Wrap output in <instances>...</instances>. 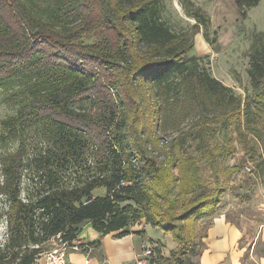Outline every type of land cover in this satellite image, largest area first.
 Instances as JSON below:
<instances>
[{
  "label": "trees",
  "instance_id": "trees-1",
  "mask_svg": "<svg viewBox=\"0 0 264 264\" xmlns=\"http://www.w3.org/2000/svg\"><path fill=\"white\" fill-rule=\"evenodd\" d=\"M259 2L238 0L248 8ZM165 6V0H0V85L20 78L28 96L2 124L14 135L39 128L48 143L34 157L38 179L31 177L27 193L23 138L0 152V198L7 201L0 264H34L53 238L77 239L88 223L101 236L117 237L158 227L177 243L173 264H193L191 255L202 254L241 167L222 159L264 131V44L250 53L251 91L237 93L192 54L207 18L175 30ZM192 134L200 156L185 153ZM3 138L0 132V145ZM162 247L158 240L151 264H165Z\"/></svg>",
  "mask_w": 264,
  "mask_h": 264
},
{
  "label": "rangeland",
  "instance_id": "rangeland-1",
  "mask_svg": "<svg viewBox=\"0 0 264 264\" xmlns=\"http://www.w3.org/2000/svg\"><path fill=\"white\" fill-rule=\"evenodd\" d=\"M164 16L174 25L175 30L191 29L197 19L207 18L208 26H201L200 32L194 37L192 54L196 56L202 67L226 85L233 87L235 92L247 94L251 91L248 67L251 62L250 53L255 46L264 44V0L253 7H240L238 0H165ZM198 14V15H197ZM197 17V18H196ZM25 83L14 78L0 85V132L4 134L0 152L16 149L20 138L27 146V168L24 170V192L33 190V180H37L34 157L46 150L48 143L39 133V128H31L17 135L7 133L3 120L17 112L20 104L27 99L24 92ZM187 129L188 122L182 126ZM222 136V135H220ZM199 137L189 135L184 144L186 154L200 156ZM246 144H237L233 155L223 158V163L234 165L241 163L237 173L231 178L233 189L225 193L223 202L213 220L218 215L240 227L243 237L239 246L244 251L242 264H262L264 261V131L259 135H250ZM203 175L212 179L211 167L200 161ZM31 177H35L33 180ZM95 194H103L98 189ZM7 207L5 198H0V241L6 237ZM207 221L200 222L201 227ZM141 225H133L132 229H140ZM204 231V229H203ZM138 236V234H135ZM144 241L155 248L158 240L163 243L162 252L165 264H173L170 250L177 246L173 237L158 227H146ZM144 247V249H145ZM143 249V250H144ZM204 249V246H203ZM143 253V252H142ZM141 253V254H142ZM151 258L147 264H151ZM201 255H191L193 264H200ZM263 258V259H262ZM136 264L137 258H136ZM164 264V263H163Z\"/></svg>",
  "mask_w": 264,
  "mask_h": 264
},
{
  "label": "crops",
  "instance_id": "crops-1",
  "mask_svg": "<svg viewBox=\"0 0 264 264\" xmlns=\"http://www.w3.org/2000/svg\"><path fill=\"white\" fill-rule=\"evenodd\" d=\"M148 225H145V229ZM110 233L101 236L89 223L82 226L78 240L93 242L100 240V244L93 246V251L69 250L70 264H84L89 258L92 264H136V257L141 254L148 241L145 235L131 233L122 237ZM243 237L242 230L236 224L226 220L225 216L218 215L214 223L207 230L204 238V249L201 254L200 264H242L241 258L244 251L239 243ZM148 245V244H147ZM263 259V258H262ZM43 258L37 259L34 264H43ZM264 264V261H261Z\"/></svg>",
  "mask_w": 264,
  "mask_h": 264
},
{
  "label": "built area",
  "instance_id": "built-area-1",
  "mask_svg": "<svg viewBox=\"0 0 264 264\" xmlns=\"http://www.w3.org/2000/svg\"><path fill=\"white\" fill-rule=\"evenodd\" d=\"M50 246L46 248L37 259L43 258V264H70L68 260L69 250L74 251H86L91 253L93 246L88 242H83L77 239L72 241H64L62 239L53 238L49 243ZM154 254V248L151 246L145 247L142 254H139L137 258L138 264H147L148 259ZM84 264H92L91 260L87 258Z\"/></svg>",
  "mask_w": 264,
  "mask_h": 264
}]
</instances>
